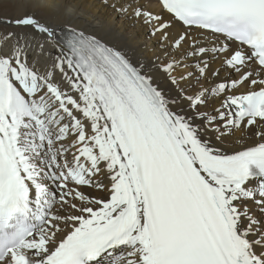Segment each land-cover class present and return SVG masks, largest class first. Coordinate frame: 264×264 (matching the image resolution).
Segmentation results:
<instances>
[{
	"label": "snow or ice",
	"instance_id": "obj_1",
	"mask_svg": "<svg viewBox=\"0 0 264 264\" xmlns=\"http://www.w3.org/2000/svg\"><path fill=\"white\" fill-rule=\"evenodd\" d=\"M155 4L0 20V264H264V0Z\"/></svg>",
	"mask_w": 264,
	"mask_h": 264
},
{
	"label": "bare ground",
	"instance_id": "obj_2",
	"mask_svg": "<svg viewBox=\"0 0 264 264\" xmlns=\"http://www.w3.org/2000/svg\"><path fill=\"white\" fill-rule=\"evenodd\" d=\"M142 2L146 8L157 10L155 0ZM101 3L102 0H0V20L5 17L19 18L27 11L56 26L71 22L78 27L106 34L110 42L135 51L145 60L151 59L156 44L148 30L140 25L132 26L131 22L113 21ZM3 27L0 25V28Z\"/></svg>",
	"mask_w": 264,
	"mask_h": 264
}]
</instances>
